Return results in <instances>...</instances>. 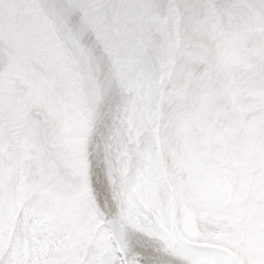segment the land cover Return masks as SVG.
I'll list each match as a JSON object with an SVG mask.
<instances>
[{
	"label": "snow or ice",
	"instance_id": "snow-or-ice-1",
	"mask_svg": "<svg viewBox=\"0 0 264 264\" xmlns=\"http://www.w3.org/2000/svg\"><path fill=\"white\" fill-rule=\"evenodd\" d=\"M0 264H264V0H0Z\"/></svg>",
	"mask_w": 264,
	"mask_h": 264
}]
</instances>
